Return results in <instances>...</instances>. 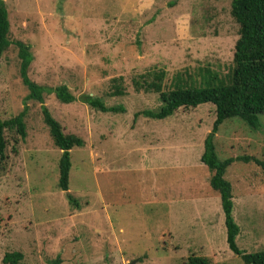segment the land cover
<instances>
[{"label": "rangeland", "instance_id": "obj_1", "mask_svg": "<svg viewBox=\"0 0 264 264\" xmlns=\"http://www.w3.org/2000/svg\"><path fill=\"white\" fill-rule=\"evenodd\" d=\"M232 1L5 0L13 44L0 61V119L28 112L27 137L6 131L7 158L0 163V264L11 252L23 253V264L59 256L62 264H187L193 255L245 264L229 248L221 197L201 161L215 106L149 119L141 113L160 107L159 95L134 84L151 71L166 73L165 90L177 76L199 86L205 69L227 76L240 32ZM18 41L31 47L34 82L65 85L77 97L67 105L45 93L44 105L64 133L85 142L71 151L67 192L59 188L62 151L41 104L26 102ZM116 86L123 96L112 95ZM86 94L126 112L97 111L81 101ZM215 146L221 160L264 162V116L258 130L225 120ZM226 179L238 246L263 251L264 171L236 161Z\"/></svg>", "mask_w": 264, "mask_h": 264}, {"label": "trees", "instance_id": "obj_2", "mask_svg": "<svg viewBox=\"0 0 264 264\" xmlns=\"http://www.w3.org/2000/svg\"><path fill=\"white\" fill-rule=\"evenodd\" d=\"M232 16L240 26L239 39L235 45L233 68L224 78L219 77L210 69L202 73V82L199 86L191 84L182 76H177L173 88L165 90L164 71H151L141 80H135L136 91L155 93L159 95L160 107L155 110H146L141 113L146 118L165 120L175 115L182 108H198L200 105L213 104L216 108V120L211 133L204 143V152L201 156L202 163L212 173L211 188L219 193L221 205L225 214L227 243L232 253L242 259L245 264H264V250L248 253L238 246L240 227L236 223L234 211L233 186L226 179L228 168L236 161L243 163L254 162L264 171V162L256 157L241 156L221 160L215 146V136L220 125L227 119L238 118L250 128L258 130L261 127V116H264V0H233ZM11 25L5 0H0V61L4 53L13 42L10 40ZM21 59V78L24 86L29 91L27 101H36L41 104L43 118L49 128L51 138L57 149L62 151L59 162L60 181L59 188L69 191V179L72 168L71 151L77 147H84L82 138L75 135H66L61 123L51 114L45 103V93L55 94L63 104H73L77 97L69 88L61 85L55 89L43 87L34 82L29 76V69L34 62L31 47L18 41ZM202 85V86H201ZM113 96H123L124 91L116 86ZM81 101L91 108L102 113H125L124 106L106 105L101 98L90 94L82 95ZM27 108L16 117L9 120L0 119V163L6 160V131L15 130L24 140L27 137L25 118ZM139 115V114H137ZM70 203H77L75 198L68 195ZM24 254L11 252L4 256V264H23ZM48 264H62L59 256L47 260ZM187 264H212L209 257L191 256Z\"/></svg>", "mask_w": 264, "mask_h": 264}, {"label": "water", "instance_id": "obj_3", "mask_svg": "<svg viewBox=\"0 0 264 264\" xmlns=\"http://www.w3.org/2000/svg\"><path fill=\"white\" fill-rule=\"evenodd\" d=\"M131 264H135V263L133 262V263H131Z\"/></svg>", "mask_w": 264, "mask_h": 264}]
</instances>
